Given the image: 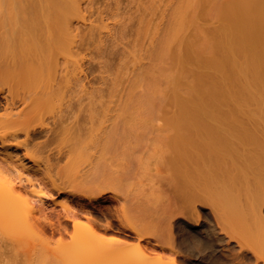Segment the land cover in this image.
<instances>
[{"label": "rangeland", "instance_id": "obj_1", "mask_svg": "<svg viewBox=\"0 0 264 264\" xmlns=\"http://www.w3.org/2000/svg\"><path fill=\"white\" fill-rule=\"evenodd\" d=\"M235 1L78 0V12L69 16L68 37L52 25L49 32H40L42 37L26 63L34 71L23 83L30 88L32 104L27 117L35 131L0 132V157L8 152L27 169L36 159L41 172L31 177L0 163V196L3 199L8 194L4 195L3 185L12 187L15 197L40 211L43 230L37 237L29 236L13 224L12 213L3 211L0 264H102L99 251L105 244L137 243L124 236L130 227L138 225L160 235L168 226L170 208L182 213L176 235L186 264L220 262L212 251L217 243L208 237L212 229L219 234L214 214L228 217L230 222L225 219L223 223L229 228L234 225L232 229L247 246H263V241L255 239L264 229L263 185L250 175L244 179L243 174L229 191L213 193L209 189L200 194L202 205L188 206L176 191L172 166V159L180 155L176 148L183 144L181 136L185 137L175 125L180 113L175 98L187 95L195 74L204 70L199 66L195 70L190 63L194 70L187 69L183 47L189 45L204 56L211 53L212 31L217 34L221 15ZM194 49L192 52L198 53ZM45 67L50 70L49 79L39 73ZM57 69L64 72L58 74ZM48 81L54 86L44 94ZM3 104L0 96V124L8 125ZM254 105L253 113L260 116L256 102ZM245 154H240L239 163H246ZM235 165V171L241 167V173L243 164ZM59 174L72 188L47 191ZM92 197L96 200L88 204ZM247 214L260 219L246 222L251 218ZM56 224L69 235L74 224L90 230L94 238L88 244L91 255L72 259L67 252L69 236L51 234L50 227ZM252 230L259 231L253 235ZM192 242L206 249L205 262L188 254L186 245ZM226 242L227 238L221 245ZM230 242L225 251L237 253L236 241Z\"/></svg>", "mask_w": 264, "mask_h": 264}, {"label": "bare ground", "instance_id": "obj_2", "mask_svg": "<svg viewBox=\"0 0 264 264\" xmlns=\"http://www.w3.org/2000/svg\"><path fill=\"white\" fill-rule=\"evenodd\" d=\"M78 10V0H0V52L1 50L8 52L0 53V96L4 99L2 109L7 113L4 118L10 122L8 125L0 124V132L35 131L34 124L27 117L32 104V97L28 95L30 88L23 84L34 69L26 63L32 56V47L37 45L42 37L40 32L44 29L49 32L52 25L55 30H60L63 36H69V16L74 12L77 13ZM221 17L224 27L219 23L220 29L218 26L216 32L217 30L220 32L215 34L212 31L214 38L210 37L212 40V45L209 44L210 55L205 54L208 55L206 57L204 53L201 54L200 51L192 48L198 52L194 53L189 45L184 46L182 51L185 54L187 69H190V63L196 66L195 70L198 66L201 70H206V73L203 70L204 72L201 71L203 74H195L196 77L193 78L195 81L189 86L187 95L174 97L180 109L175 125H178L185 137L181 136L183 144L181 147L179 144V149L176 148L180 151V155L172 159V166L175 172L174 179L178 182H176L178 185L176 191L180 194L178 195L180 200L188 206L189 204L194 206L198 202L202 205L200 194L209 189L213 193L229 191L235 179L243 174H245L243 177L248 178L247 176L250 175L251 179L258 181L260 186H264V137H262L264 136V129H262L264 127V0H236L235 3L230 4ZM199 55H203L204 58L197 57ZM46 60H48L47 55ZM194 63L197 64L194 65ZM192 69L194 70V67L190 70ZM57 71L61 74L64 69H57ZM40 72L49 79L48 67L42 68ZM53 86L48 81L46 92L43 90V93L49 94ZM255 102L261 118L258 113L256 115L253 113V111L256 113ZM250 105H254L253 108ZM248 106L250 109L247 108ZM15 107L17 111H14ZM247 111L255 116L248 115ZM244 114L247 116L246 119L250 117L249 120L252 119V121H245L246 119L242 117ZM257 116L261 120L258 118L256 121ZM254 119L258 125H261H259L261 128L255 125ZM258 120L261 122L259 123ZM245 122L250 124L252 122L254 126L247 124L249 126L247 127ZM256 131L259 132L261 138L257 136ZM241 153L243 156L246 155L244 157L246 163L238 162ZM11 155L6 152L4 157H0V163H7L31 177L41 172L36 159L33 161L34 166L27 169L28 167L20 165L19 160H17L18 165ZM237 163L241 164L240 166L243 164L241 173L239 172L240 166L237 165L240 167L239 171L233 168ZM191 168H197L200 172L192 171ZM71 188V184L59 174L45 189L52 192V189L63 191ZM2 189L5 190L4 195L8 194L3 199L0 196V214L3 211L12 213L14 215L12 222L16 227L18 226L19 231L26 234L28 232L29 236L37 237L38 233L43 230L39 221L40 211L35 210L27 200L15 197L12 187L8 188L3 185ZM99 192L97 191V195L100 194ZM228 197L230 198L227 201L231 202V196ZM94 200L96 197L88 198V204H92ZM170 209L168 211L170 215L167 217L168 226H164L166 229L164 228L165 230L159 233L160 235L146 228H139L138 225L130 227L129 234L125 231L127 233H124V236L127 239L133 238L137 243L128 246L124 244L121 246L117 243L105 244L99 251L102 264H186L188 260H184L181 255V246L176 235L183 218L180 216L182 213L180 214L177 210L178 217L175 208ZM195 214L198 215L197 212ZM247 215L251 218H248V221L245 219L246 222L260 219V213L259 217L256 214ZM197 218L199 219V216ZM225 219L229 221L226 216L214 214V224L219 229V234L212 229L208 236L211 242L217 243V246L213 244L215 248L211 247V249L214 248L212 249L213 254L220 259V262L219 259L215 262H219L218 264H259L262 260L264 264V229L256 230L259 232L255 235V239L259 238V241H263V246L249 247L236 235V231L232 229L234 225L229 228L224 224ZM73 228L74 232L70 235L61 224L52 225L50 230L51 234H57L61 238L69 236L67 252L72 259L83 255L89 257L92 251L88 244L94 241L91 231L75 224ZM225 238L227 242L223 246L221 243ZM230 240L236 241L239 248L237 253H233L230 249L225 251L224 248L232 245ZM186 248L190 256L197 255L200 263L202 260L205 262L206 249L202 245L192 242L187 244ZM250 259H253L252 263Z\"/></svg>", "mask_w": 264, "mask_h": 264}]
</instances>
